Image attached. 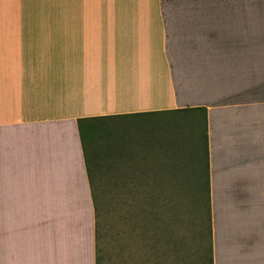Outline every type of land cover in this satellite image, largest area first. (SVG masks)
I'll return each instance as SVG.
<instances>
[{"label": "crops", "instance_id": "0c3cea01", "mask_svg": "<svg viewBox=\"0 0 264 264\" xmlns=\"http://www.w3.org/2000/svg\"><path fill=\"white\" fill-rule=\"evenodd\" d=\"M204 2L0 0V264H95L77 121L193 108L210 264H264L260 36L226 31L224 3Z\"/></svg>", "mask_w": 264, "mask_h": 264}, {"label": "rangeland", "instance_id": "374dc122", "mask_svg": "<svg viewBox=\"0 0 264 264\" xmlns=\"http://www.w3.org/2000/svg\"><path fill=\"white\" fill-rule=\"evenodd\" d=\"M201 1L224 3L214 10L226 31L260 36L244 42L259 45L263 85L264 0ZM82 141L96 211L97 264L209 263L200 203L201 122L186 115L102 121L91 131L84 127Z\"/></svg>", "mask_w": 264, "mask_h": 264}, {"label": "trees", "instance_id": "16d2710c", "mask_svg": "<svg viewBox=\"0 0 264 264\" xmlns=\"http://www.w3.org/2000/svg\"><path fill=\"white\" fill-rule=\"evenodd\" d=\"M182 112H190L192 113L191 115H189L188 117L191 116V119H195L196 123L201 122L203 125V145L205 146V130H204V123H205V113H204V109L203 108H193V109H186V110H181ZM195 112H197L198 114H196ZM102 120H106V119H102ZM98 121V122H102ZM106 121H111V120H106ZM80 122L77 121V129H78V133H79V137L81 139V143L83 144L82 141V130L83 128H88L89 131L92 130L93 125L97 122H90L89 124H84V125H80L78 124ZM84 151H85V147L83 145ZM204 151V155H205V149H203ZM204 161H203V182H202V188H203V192L205 195H200V203H201V208L204 210V219L206 222V227H205V233L207 235V247H208V264H210V215H209V201H208V185H207V181L205 179V169H206V161H205V156L203 157ZM195 165L197 166L198 163L195 162ZM85 167H86V171H87V175L89 178V185L91 187L92 190V186H91V178L89 175V168H88V164H87V160H86V154H85ZM93 192V191H92ZM92 198V202H93V210H94V217L96 219V211H95V204H94V198H93V193L91 195ZM94 252H95V264H97V255H96V220H95V244H94Z\"/></svg>", "mask_w": 264, "mask_h": 264}]
</instances>
